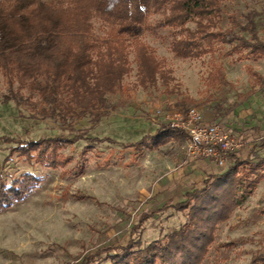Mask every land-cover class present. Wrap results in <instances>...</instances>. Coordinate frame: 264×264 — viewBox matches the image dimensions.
<instances>
[{
    "label": "rangeland",
    "instance_id": "1",
    "mask_svg": "<svg viewBox=\"0 0 264 264\" xmlns=\"http://www.w3.org/2000/svg\"><path fill=\"white\" fill-rule=\"evenodd\" d=\"M233 16L244 24L253 17L264 36V0H227L221 25L233 26ZM189 25L196 26L195 22ZM97 28L105 33L102 23ZM121 31L130 40L140 38L150 45L161 62V72L157 84L145 89L132 54V70L122 90L111 95L116 108L99 122H93L89 114L65 124L43 118L30 103L7 100L9 89L0 72V136L72 137L87 131L91 137L115 140L94 143L92 148L80 140L63 150L71 158L66 167L35 166L41 184L23 200L0 210V264H75L104 246L126 244L143 211L181 199L186 188L174 185L178 172H189L194 161L212 158L195 157L188 139L174 138L158 148L124 144L156 134L191 107L232 132L252 134L255 140L264 136V84L257 75L264 77V57L220 44L201 57L181 58L170 48L168 28L158 33L139 26ZM9 146L0 140V172L19 175L30 169L17 154L14 162L3 166ZM187 219V212L174 209L155 215L140 230L143 245L165 238ZM263 246L264 179L221 224L203 264H247Z\"/></svg>",
    "mask_w": 264,
    "mask_h": 264
},
{
    "label": "trees",
    "instance_id": "2",
    "mask_svg": "<svg viewBox=\"0 0 264 264\" xmlns=\"http://www.w3.org/2000/svg\"><path fill=\"white\" fill-rule=\"evenodd\" d=\"M226 1L0 0V72L9 89L7 100L30 103L43 118L65 124L89 114L93 122H99L116 108L111 95L122 90L132 70V54L145 89L157 84L161 72V62L150 45L140 38L130 40L122 27L139 26L154 33L168 28L170 48L181 58L201 57L220 44L264 57V36L253 17L244 24L233 16V26L221 25ZM98 22L106 27L104 34L98 32ZM190 22H195V28ZM257 75L264 84V77ZM233 133L239 138L245 135ZM174 138L186 140L188 135L164 125L156 134L124 146L158 148ZM0 140L10 145L3 166L14 162L15 154L30 166L19 175L0 172V210L23 200L41 184L35 166L66 167L71 158L63 150L68 146L80 140L88 141V148L115 142L109 136L91 137L87 131L37 139L2 135ZM263 151L264 136L232 153L225 165L213 160L217 172L206 173L202 186H194L175 203L143 211L126 244L104 246L75 264H203L221 224L264 179ZM169 209L187 212V221L165 238L143 245L140 230L145 222ZM247 264H264V246Z\"/></svg>",
    "mask_w": 264,
    "mask_h": 264
},
{
    "label": "built area",
    "instance_id": "3",
    "mask_svg": "<svg viewBox=\"0 0 264 264\" xmlns=\"http://www.w3.org/2000/svg\"><path fill=\"white\" fill-rule=\"evenodd\" d=\"M169 126L188 135V147L195 157H208L225 165L232 153L239 152L244 140L217 120L207 121L202 112L191 107L172 120Z\"/></svg>",
    "mask_w": 264,
    "mask_h": 264
},
{
    "label": "crops",
    "instance_id": "4",
    "mask_svg": "<svg viewBox=\"0 0 264 264\" xmlns=\"http://www.w3.org/2000/svg\"><path fill=\"white\" fill-rule=\"evenodd\" d=\"M205 118L207 121H215L211 117H209L207 114L205 115ZM242 139L244 140V143H245L243 145V148L248 146L249 143L255 141L252 134H250L248 137H246L245 135L242 137ZM190 166H191V170H190L191 172L180 170L175 178L174 185L179 184L178 186L185 187L186 188L185 192L189 191L194 186H197V187L202 186L203 176L206 173L217 172V168H218L214 164V162L209 159H203L202 161H194L192 164H190Z\"/></svg>",
    "mask_w": 264,
    "mask_h": 264
}]
</instances>
